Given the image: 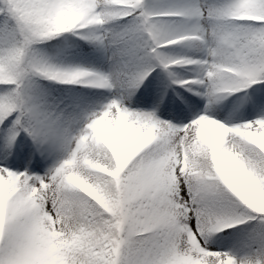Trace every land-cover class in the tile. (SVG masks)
Returning <instances> with one entry per match:
<instances>
[{
    "label": "snow or ice",
    "instance_id": "1",
    "mask_svg": "<svg viewBox=\"0 0 264 264\" xmlns=\"http://www.w3.org/2000/svg\"><path fill=\"white\" fill-rule=\"evenodd\" d=\"M0 264H264V0H0Z\"/></svg>",
    "mask_w": 264,
    "mask_h": 264
}]
</instances>
